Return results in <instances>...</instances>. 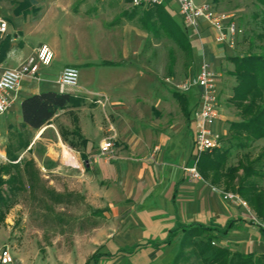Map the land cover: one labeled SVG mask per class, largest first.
<instances>
[{
  "label": "crops",
  "instance_id": "1",
  "mask_svg": "<svg viewBox=\"0 0 264 264\" xmlns=\"http://www.w3.org/2000/svg\"><path fill=\"white\" fill-rule=\"evenodd\" d=\"M169 1L156 7H161L174 21L175 15L179 13L171 9ZM171 1L176 5L174 0ZM74 2L76 0H30V5L37 9L36 15L22 11L16 13V8L19 7L17 4L14 8L17 16L12 12V17L18 21L16 29L21 28L24 31L22 40L33 35V30L27 28L28 20L30 22L40 19L41 25L44 23V30H40V33L44 34L43 43L52 49L54 62L65 63L54 80L56 85L59 74L67 66L76 67L79 75L81 70L92 74L89 78L84 72L80 80L78 76V86L72 91L78 90L80 95L70 93L79 97V104L59 110L51 119L61 112L71 111L73 129L70 130V136L73 138H71L73 145L64 142L58 134L56 142L47 144V151L44 154V158L51 162L48 168L31 158L34 162L37 161L44 171L59 176H70L71 190L77 192L76 194L85 195L93 209L102 208L104 215L107 212L111 214L110 223L104 224L101 231L102 251L92 252L85 264L91 261L94 264H168L177 251L182 235L179 231L171 243L166 244L169 231L190 224H201L211 228L217 241L232 251L264 253L262 229L264 227H260L262 222L250 207L248 210L240 204L224 199L223 192L226 191L222 188L223 183L213 182L211 173L205 177L198 168L201 179L197 180L192 179L183 169L193 165L197 157L193 146L195 123L192 111L197 105L198 91L194 89L189 93L182 92L178 86L196 75L199 70L174 83L175 89L168 96L153 93L154 86L151 84L150 87L138 86L143 80L142 74L136 75L137 68L140 69L142 66L141 41L133 47L125 42L117 49L118 46L111 40L110 33H104L103 30L99 33L94 30L95 16L88 13V10L93 8L94 0L82 1L79 4ZM150 7L153 6L132 7V10L128 11L126 9L128 7H124L125 10L120 15L130 17L129 21L125 18L124 23L137 20L146 34L157 35L158 32L153 29H144L142 22L144 12L149 11ZM26 14L29 16L28 19ZM6 21L7 31L0 37V70L5 67H16L37 47L26 46L28 45L26 39L21 47L12 45L16 31L11 35L8 29L9 24L13 22L10 19ZM99 23L98 27L99 25L103 27V22ZM79 26L86 30L80 32L77 28ZM89 29L100 38H106L113 43L114 48L110 46L113 51L112 57L96 58L95 53L88 52L83 42L84 37L89 36L91 31ZM142 29L137 32L140 39ZM195 32L199 44L197 43L194 51L198 54L201 51L204 53L201 65L203 63L210 65L224 44L217 43L213 51L209 48L208 42H215V31L203 20L199 21V28ZM185 34L189 39L188 30ZM189 58L192 60L193 57ZM41 68L46 67H40L37 78L33 79L41 80ZM39 85L23 88L21 81L15 101H18L19 97L22 100L26 96L43 91L60 92L58 85L57 88ZM132 87L134 97L126 92L127 88ZM85 92L89 94L93 92L88 100L94 106L88 105L85 101L87 100ZM104 98L107 101L103 104L94 102L95 99ZM181 99L186 102L185 110ZM161 101H164L162 106L166 105L169 112H173L177 117L172 125L161 127L156 124L154 113L161 106ZM221 118L220 113V118L211 128L221 136L230 138L229 123L241 119L238 114L232 118L223 117L228 120L226 122ZM47 127L46 124L38 129L39 138ZM21 128L28 132L35 130L30 127ZM106 139H112L114 142V157L109 160L99 156V145ZM31 144L28 140V146L22 149L31 147ZM222 144L224 146L225 141ZM228 146L229 155L235 157V163L227 166H235L245 152L249 153L251 159L264 152V138L253 141L246 149L238 148L233 140L229 141ZM20 159L18 157L17 161ZM199 163L200 156L197 165ZM261 163L264 168V159ZM241 173L242 170H239L238 175ZM91 187L94 188V192L90 190ZM52 191L62 195L58 189ZM230 222L228 232L225 234L219 232ZM132 246L136 248L130 251L129 248ZM96 253L99 256L93 258L92 255Z\"/></svg>",
  "mask_w": 264,
  "mask_h": 264
},
{
  "label": "rangeland",
  "instance_id": "2",
  "mask_svg": "<svg viewBox=\"0 0 264 264\" xmlns=\"http://www.w3.org/2000/svg\"><path fill=\"white\" fill-rule=\"evenodd\" d=\"M82 1L86 2V0H76L74 4H79ZM196 1L200 2L202 0ZM207 1L212 4L218 13L227 15L230 21H234L240 31L234 39L233 46L223 43L224 47L219 48L216 59L210 62L211 68L213 67L220 74L218 81V106L222 116L221 119L226 122L228 120L223 119V117L227 116L232 118L233 115L238 114V110L230 100L237 81L232 75L233 64L229 60V57L235 55L241 56L248 53H259L261 51L260 47L264 44V41H261L257 35L264 29L262 28L261 22L262 13H264V4H261L257 0ZM128 3L129 0H94L93 8L88 10L89 14L95 16L96 26L94 30L99 33L102 30L104 33H110L109 36L117 44V49H120V46H123L125 42L131 44L133 47L141 41L143 45L141 57L142 66H140V69L137 68L138 73L136 75L139 76L142 74L143 80L138 86L150 87L151 84V86H154L153 93H161L160 95L168 96L175 89L174 83H177L181 79H186L191 72L199 70L203 62L204 53L201 51L198 54L194 51L197 43L199 44L196 30L191 25H185L178 14L175 15L174 22L185 32L188 30L193 57L191 60L184 51L183 44L177 39L175 34L176 27L168 26L169 28H166L167 26H164V24L158 25L161 17L156 21H152L154 23L152 27L149 24V27L153 30L158 29L157 35L146 34L144 32L145 30L140 28V23L137 20L124 23V19L126 18L129 21L130 17L126 15L123 17L120 13L125 10L124 7H128L126 8L127 11L132 8ZM17 4L24 3H22V0L0 2V15L13 22L9 24L8 29L11 35L16 31L14 34L15 40L12 45L21 47L23 41L26 39L28 44L26 46L34 48L44 42V34L40 33V30L43 31L45 28L44 23L41 25L40 19H35L30 22L28 20L26 25L27 28L33 30V35L31 37H25L22 40L21 37H23L24 31L21 28L16 29V22L18 21H15L12 17V12L15 15L14 8ZM169 6L174 11H177L175 3L171 0L169 1ZM23 8L28 13L31 12L34 15L37 13V9L31 6L30 3L28 6H23ZM150 8L149 11L151 12L157 10L156 8L158 7H154L155 10L152 7ZM149 11L144 13H150ZM28 18L29 16H27ZM167 21L169 22V19ZM98 22H103V27L101 25L98 27ZM77 28L80 32L86 30L82 27L80 28V26ZM146 28L148 27L144 26V29ZM141 29L143 30L142 39H140L137 33ZM89 30H91L89 31L90 33L88 32L89 36L84 37L83 42L88 48V52L95 53L96 58L112 57L113 51L110 46L114 48V45L112 46L113 43L111 44L106 38H100L92 32V29ZM216 44L213 41L208 42V46L212 51L214 47H217ZM170 55L174 58L175 64L173 68L168 69ZM128 61L130 62V60ZM64 64L63 61H53L48 68H41L40 81L24 77L22 79L23 88L28 86L34 87L37 84H40L39 86L42 87L47 85L50 88H57L54 80ZM84 72L85 70L83 72L81 70V75ZM85 73L89 78L92 77L91 73ZM81 75H79V80L82 78ZM127 89L126 92L134 97V87ZM154 89H156L155 92ZM194 89L192 88L191 90ZM69 93L80 95L78 90ZM84 94L87 98L85 100L87 104L94 106L89 101L93 92L90 94L85 92ZM20 100L19 97L18 101H15L9 111L0 116V152L2 153L0 167L9 165L10 161L7 150H10L12 153H16L21 160L33 158L40 165L48 168L51 162L44 158L48 143L56 142L58 134L67 144L73 145L74 143L73 138L70 136V130L73 129L70 116L71 111L61 112L53 120H50L47 124V130L39 138L37 136L38 130L28 132L20 127ZM163 102L161 101V106L154 113L156 124L161 127L167 124L172 125L177 118L173 112H169L166 105L162 106ZM175 109L177 110L176 107ZM19 132L32 144L27 149L15 151L14 148L18 142ZM221 139L222 143L225 141L226 144L224 146L222 144V148L220 147L216 150H228L229 155L230 150L227 145L232 139L229 136L225 138L223 135ZM206 153L208 152L200 154V162L206 157ZM234 159V156L230 157L229 155L227 164H234ZM37 161L35 162L39 169V181L36 183L37 187H35L34 192L29 188L30 181L27 178L28 176L22 172L21 176H19L21 177V181L13 184L15 188L11 189L10 186L12 185L2 186L3 191L9 193L10 197L7 206H0V249L4 245L9 246L14 257L11 264H85L86 259L92 252L102 251V245L100 244V240L102 239L101 231L104 224L110 223L111 214L105 212L106 214L104 215V211L101 210L102 208L93 209L88 204L85 195L76 194L77 192L71 190L70 176H59L58 174L44 171L39 167ZM22 163L21 161L19 164L20 169H22ZM12 173H15L14 169ZM2 178L6 180L7 176H3ZM236 184L237 181L235 180L232 183V187L228 190L224 188V184H222V188L226 192L236 193L232 189ZM54 189L62 192L59 202L53 198L54 196L52 197V193L54 194L52 190ZM90 190L94 192V188L91 187ZM201 237L204 239L206 235L203 234ZM213 243L221 245L216 239H214ZM89 264H94V262L91 261Z\"/></svg>",
  "mask_w": 264,
  "mask_h": 264
},
{
  "label": "trees",
  "instance_id": "3",
  "mask_svg": "<svg viewBox=\"0 0 264 264\" xmlns=\"http://www.w3.org/2000/svg\"><path fill=\"white\" fill-rule=\"evenodd\" d=\"M29 1L22 0L24 4H20L16 8V13L21 11L27 13L23 6H28ZM257 1L264 4V0ZM154 7L156 6H153L152 9ZM156 9L154 8L156 12L149 11L150 13L143 14L142 22L144 26L152 27L154 24L152 21H156L160 17L158 25L164 24V26H167L166 28L175 26L178 41H181L184 51L191 57L192 51L185 32L161 7ZM167 19H169V22ZM261 22L262 28H264V13H262ZM149 24H151L150 27ZM154 31L157 32L158 29ZM257 37L264 41V29ZM260 48L259 53L229 57L233 64L232 75L237 81L230 100L238 110V116L241 118L240 121L229 123V132L230 139L241 149H246L253 141L264 138V44ZM169 60V69H171L174 58L170 55ZM79 102L80 99L77 96L67 92L51 90L26 96L20 104L21 127L38 130L48 124L59 110L70 105L76 106ZM180 102L183 110H185L186 102L182 99ZM18 134L15 151L28 146V140L20 132ZM7 154L10 161L9 165L0 167V206H7L10 197L9 193L3 191L2 186L12 185L10 188H15L13 184L21 181V177H19L21 172L28 176L29 188L32 192L35 191L36 183L39 181V171L33 159H20L17 161L18 155L16 153L7 150ZM206 154V157L199 163L203 175L208 177L211 173L212 181L222 182L227 190L232 187V183L236 179L237 184L232 189L248 203L255 216L264 223V185H262L264 168H262L261 163L264 159V152L259 153L255 159H251L249 153L245 152L235 166H227L228 150L214 149ZM21 161L23 162L22 169L19 165ZM13 169L15 173H12ZM239 170H242L240 175H238ZM3 176H7V179L4 180ZM52 197L59 202V194L54 192ZM230 225L231 222L219 232L225 234L230 229ZM179 231L182 235L179 239L178 250L168 264H264V253L254 254L232 251L228 247L213 243L214 239L217 240V237L212 234V229L201 224L183 225L171 229L165 243L170 244ZM203 234L206 235L204 239L201 237ZM136 246L130 247L129 250H134ZM98 256L97 253L92 255L93 258Z\"/></svg>",
  "mask_w": 264,
  "mask_h": 264
},
{
  "label": "built area",
  "instance_id": "4",
  "mask_svg": "<svg viewBox=\"0 0 264 264\" xmlns=\"http://www.w3.org/2000/svg\"><path fill=\"white\" fill-rule=\"evenodd\" d=\"M17 0H0V2H13ZM167 0H129L132 7L158 6ZM177 11L185 25H191L195 30L199 28V21H205L214 29L216 43H227L233 46L239 29L229 17L218 13L212 4L208 2H196L195 0H174ZM8 22L0 15V37L5 35ZM54 59V53L49 45L42 43L35 47L32 54L20 61L13 68L5 67L0 70V116L6 114L18 97L21 81L24 77L37 78L40 67L50 66ZM79 72L76 67H65L57 78L60 92H70L78 86ZM220 74L203 63L198 73L181 83L178 87L182 92H188L192 88L197 89V105L193 108L195 129L193 133V146L197 157L193 165L184 167V171L192 179H201L198 170V158L201 153L211 152L222 146L221 134L213 131L211 126L220 118L218 106V81ZM107 99H95L94 102L103 104ZM99 156L105 160L114 157V142L106 139L99 145ZM0 157L2 153L0 152ZM224 199L230 200L249 210V206L238 194L223 192ZM255 220V219H254ZM262 227L264 224L260 223ZM13 257L10 248L4 245L0 249V264H11Z\"/></svg>",
  "mask_w": 264,
  "mask_h": 264
}]
</instances>
